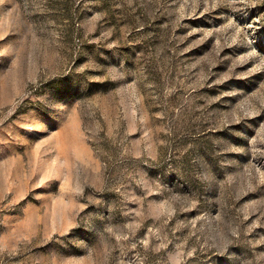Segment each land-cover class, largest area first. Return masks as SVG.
I'll use <instances>...</instances> for the list:
<instances>
[{
  "label": "rangeland",
  "instance_id": "1",
  "mask_svg": "<svg viewBox=\"0 0 264 264\" xmlns=\"http://www.w3.org/2000/svg\"><path fill=\"white\" fill-rule=\"evenodd\" d=\"M0 264H264V0H0Z\"/></svg>",
  "mask_w": 264,
  "mask_h": 264
}]
</instances>
